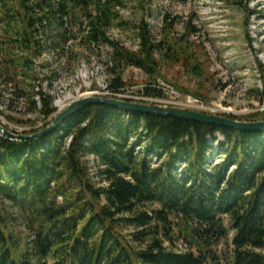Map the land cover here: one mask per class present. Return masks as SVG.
<instances>
[{"label": "trees", "instance_id": "16d2710c", "mask_svg": "<svg viewBox=\"0 0 264 264\" xmlns=\"http://www.w3.org/2000/svg\"><path fill=\"white\" fill-rule=\"evenodd\" d=\"M122 3L0 0V91H11V104L26 100L48 126L57 108L36 90L34 60L47 52L73 54L76 33L88 48L109 45L120 67L144 71L147 85L164 65H181L201 85L208 80L205 48L190 39L195 27L175 35L166 16L171 28L157 39L145 20L123 19ZM114 25H132L137 51L110 38ZM125 87L118 73L109 90ZM144 93L164 96L153 87ZM214 147L220 161H210ZM88 155L99 162L105 184L95 182ZM175 160L186 165L181 176ZM0 264H264V131L93 104L42 138L0 135Z\"/></svg>", "mask_w": 264, "mask_h": 264}, {"label": "rangeland", "instance_id": "374dc122", "mask_svg": "<svg viewBox=\"0 0 264 264\" xmlns=\"http://www.w3.org/2000/svg\"><path fill=\"white\" fill-rule=\"evenodd\" d=\"M122 1L118 10L123 19L137 24L145 20L157 39H161L166 29L171 28L165 23L166 16L173 23L171 30L175 35H183L188 31L187 27H195L198 32L190 39L205 48L206 57L209 58L208 80L201 85L200 80L190 77L181 65H164L156 82L147 85L148 76L144 71L134 66L120 67L109 45L102 43L88 48L81 40L82 35L76 33V39L71 42L73 54L47 52L34 60L35 73L40 80L37 83L41 84L36 90L42 89L53 97L57 108L53 117L76 100L100 96L229 118L235 116L243 121L264 120V0L244 1L240 5L235 3L239 0ZM108 34L113 41L127 49H139L140 41L132 25H114ZM118 73L126 83L122 93L109 90ZM146 87L157 88L164 96H146ZM188 89L201 90L203 95L198 98L186 93ZM0 92H3V88ZM3 95L0 123L5 128L17 134L45 128L46 122L38 113L31 111L26 100L15 99L11 104V91L6 90ZM36 100L39 98L36 97ZM58 102L65 107L61 109ZM251 118L254 120H247ZM221 137L218 134V139ZM211 143L216 145L215 141ZM136 149L143 151L144 147L138 146ZM210 154V161L223 158L216 147L210 150ZM95 158L88 155L84 160L91 168L95 182L105 184L101 183L97 173L99 162ZM150 160L154 166L159 162L154 154ZM162 161H165V157ZM173 167L174 173L181 176L186 165L175 160ZM124 232L128 233V230ZM220 249L227 250V247L221 246Z\"/></svg>", "mask_w": 264, "mask_h": 264}, {"label": "water", "instance_id": "95a60500", "mask_svg": "<svg viewBox=\"0 0 264 264\" xmlns=\"http://www.w3.org/2000/svg\"><path fill=\"white\" fill-rule=\"evenodd\" d=\"M93 104H104L124 112L176 117L239 131H264V120L243 121L190 109L165 107L115 98L91 96L72 102L66 109L53 117L52 122L38 133L32 135L17 134L9 131L0 123V135L11 140L33 141L44 137L61 126H64L77 112Z\"/></svg>", "mask_w": 264, "mask_h": 264}, {"label": "bare ground", "instance_id": "6f19581e", "mask_svg": "<svg viewBox=\"0 0 264 264\" xmlns=\"http://www.w3.org/2000/svg\"><path fill=\"white\" fill-rule=\"evenodd\" d=\"M57 104L60 106L61 109L65 107L63 104H59V102Z\"/></svg>", "mask_w": 264, "mask_h": 264}, {"label": "built area", "instance_id": "2783aa9c", "mask_svg": "<svg viewBox=\"0 0 264 264\" xmlns=\"http://www.w3.org/2000/svg\"><path fill=\"white\" fill-rule=\"evenodd\" d=\"M191 98V97H190ZM191 100V99H190Z\"/></svg>", "mask_w": 264, "mask_h": 264}]
</instances>
